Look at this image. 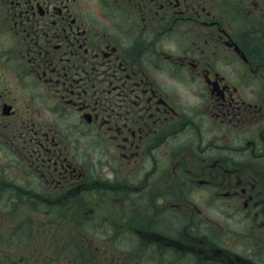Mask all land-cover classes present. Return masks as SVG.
Wrapping results in <instances>:
<instances>
[{
  "label": "flooded vegetation",
  "instance_id": "1",
  "mask_svg": "<svg viewBox=\"0 0 264 264\" xmlns=\"http://www.w3.org/2000/svg\"><path fill=\"white\" fill-rule=\"evenodd\" d=\"M0 30L13 40L0 136L24 170L71 179L46 204L82 203L87 220L104 209L106 230L128 237L115 248L126 264H264V0H0ZM169 80L191 95L158 85ZM42 98L72 112L80 99L119 179H94L102 165L39 132Z\"/></svg>",
  "mask_w": 264,
  "mask_h": 264
},
{
  "label": "rangeland",
  "instance_id": "2",
  "mask_svg": "<svg viewBox=\"0 0 264 264\" xmlns=\"http://www.w3.org/2000/svg\"><path fill=\"white\" fill-rule=\"evenodd\" d=\"M126 7L123 6V8ZM115 16L117 21L120 18L122 22L120 25L124 27L118 28L119 33L133 30L134 23L129 22L126 12L120 13L116 9ZM147 29V33L152 32V26ZM129 43H136V48L141 49L138 42ZM12 45V38L5 32H0V50L4 51L7 47L12 48ZM178 48L182 51V46H176V44L173 49ZM158 85L165 89L169 88L183 98L184 95L186 97L191 95L190 90L188 91L184 85H180L178 82L169 80L160 82ZM29 89L33 90V88ZM50 101L42 98V109L37 108L38 111L34 114L35 119L39 121V132L41 134H44L45 131L49 132L50 137L58 141L61 148L66 147L67 158L72 157L82 165H86L87 162L97 166L102 165L100 168L102 172L99 170V173H96L98 169L93 171L96 175L94 179L101 176L113 178L114 175L116 179H119L118 166L115 165L117 162H113V158L116 157L110 158L106 154L104 142L96 137L97 130L93 128L91 133L84 134L85 127L78 110L80 99L73 106H69L74 112L67 108L56 109L58 101L53 104ZM47 104L51 106L45 107ZM176 124V121H172L170 127H175ZM0 142V264H126L120 258L125 253L115 248L119 247L118 244L128 243V237L120 236L123 234L117 235L116 231L106 230V226L102 223L104 209L102 211L98 209L96 215L93 213L96 216L95 219L87 220V216L82 211L79 216V212L76 210V207H81L82 203L79 205L75 202L71 206L67 203L65 204L66 210L63 209L64 205L52 203L42 205L40 203L43 197L54 196L59 185L65 186L66 180H71L60 173V170H64L63 167L58 165L57 173L52 166L47 169L45 164L35 162L40 165V168L36 170L34 167L27 166L24 170L25 167L19 166L18 163L19 160L25 165L21 156L13 154L8 149V140L0 136ZM175 143L179 144V140H175ZM111 147L114 145L111 144ZM27 156L23 158L28 162L29 155L27 154ZM45 157L47 156L43 155V158ZM49 164L52 163H46V165ZM70 171L68 169V172ZM51 174L55 176V181H46L50 179ZM68 182L73 183L74 181ZM28 186H32L31 190L26 189ZM44 187L48 193L43 190ZM24 189L27 192L26 196L20 194V190ZM34 195H37V201L39 196L38 202H36V198H32ZM84 196L89 198L88 194H84ZM93 196H98V194H91V198L87 202H92L94 206L97 200L92 199ZM36 203H38L37 206H35ZM97 216H101V218ZM135 238L137 239L136 244H140L138 238ZM104 248L106 250H103ZM131 254L132 252L129 256ZM138 254L139 252L133 253V258H136ZM129 256H125V260L132 263ZM147 262H142V264H147Z\"/></svg>",
  "mask_w": 264,
  "mask_h": 264
},
{
  "label": "bare ground",
  "instance_id": "3",
  "mask_svg": "<svg viewBox=\"0 0 264 264\" xmlns=\"http://www.w3.org/2000/svg\"><path fill=\"white\" fill-rule=\"evenodd\" d=\"M31 187H32V186H30V187L28 186L29 189H28V188H26V189H27V190H31ZM20 194H25V196H26V195H27V192H26L25 189H24V190H20ZM38 195H40V194H38ZM31 196H32V195H31ZM34 198H36V197H34ZM38 201H39V200H38ZM38 201H37V198H36V202H38ZM40 203H41L42 205L45 204V200L43 199ZM37 205H38V203H36L35 206H37ZM83 205H84V204H82V206H83ZM45 206H46V205H45ZM46 208H48V206H46ZM49 212L51 213V211H49Z\"/></svg>",
  "mask_w": 264,
  "mask_h": 264
}]
</instances>
